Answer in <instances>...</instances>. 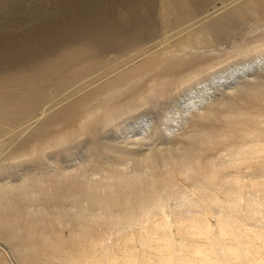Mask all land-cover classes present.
I'll use <instances>...</instances> for the list:
<instances>
[{
  "label": "bare ground",
  "instance_id": "6f19581e",
  "mask_svg": "<svg viewBox=\"0 0 264 264\" xmlns=\"http://www.w3.org/2000/svg\"><path fill=\"white\" fill-rule=\"evenodd\" d=\"M159 1L162 40L78 42L0 71V264H264V0ZM167 48L170 60L147 73L158 79L142 77L146 99L134 100L180 105L191 134L167 147L149 124L133 158L107 129L136 106L103 95ZM76 63L111 73L67 99ZM194 84L199 102L173 100ZM120 157L134 159L129 170Z\"/></svg>",
  "mask_w": 264,
  "mask_h": 264
},
{
  "label": "rangeland",
  "instance_id": "374dc122",
  "mask_svg": "<svg viewBox=\"0 0 264 264\" xmlns=\"http://www.w3.org/2000/svg\"><path fill=\"white\" fill-rule=\"evenodd\" d=\"M159 2V0H0V71H18L20 68L24 69L34 64L35 66L42 65L56 57L61 51L74 48V45L78 42H83V44H89L92 41L100 43L112 37L116 40L121 37H136L139 40L146 38L145 40L148 39L149 43L157 42L160 40L159 38L162 40L164 30L162 31L160 28L161 26L157 19ZM253 13L252 11L250 15V19L253 22L250 23L251 28L256 27L254 26L256 14ZM245 15L246 13L244 12L242 14L244 19ZM243 22L247 23L248 20ZM169 52H172V50L167 48L165 51H161L162 54H153L149 67L141 71L140 74L129 78L122 86H118L123 76V73H119L116 75V77L118 76L116 79L120 81H114L109 84V91L106 95H103L110 98L111 101L113 98L114 102L127 100L136 106L134 112L115 121L117 127H109L107 129L108 134L114 138L121 133L124 134L125 141L131 152L130 157L135 158L137 153L133 149L137 145L134 143L136 139H144L146 137L149 124H155L156 135L159 137L158 143L164 141L167 147L177 148L180 142L186 145V141L182 136L191 134L187 128L188 125H191L189 121L192 119L184 117L188 115L185 114L184 109L180 105L173 107L172 105L168 106L170 101H158L154 104L155 112L153 107V109L150 106L148 108L141 101L134 100L137 95H141L142 100L146 99L147 84L142 81V77L147 75L151 80H157L159 75L152 76L147 73L157 70L162 65V62L170 60L166 58L169 56ZM70 57H75V55L71 54ZM128 59L133 61L136 58L135 56L134 58L126 56L122 62L113 66L111 71L116 72L123 63L128 62ZM247 59L242 61V63L251 64L250 58L247 57ZM235 61L240 62L241 59L237 58L235 60L234 58L233 64H236ZM80 67V63L70 67L72 71L70 84L63 87V90L71 88L67 99L73 98L72 90L83 95L94 86L100 74H104L107 79L111 73L107 69L102 71L101 66L94 68L91 65H84L82 70H78ZM263 67L264 65H261L255 69L261 70ZM226 68L221 67V70ZM131 70L135 71L133 67ZM225 73H220L219 78L223 80L225 76V81L230 83L232 78L228 80L227 77H233V75ZM94 78L96 79L90 84ZM135 82L137 83L136 87L127 88L131 83ZM193 82H196V80ZM86 87L88 88L85 89ZM193 87L199 90V94L195 89L188 88L185 92H181L179 96L174 97L173 100L180 101L179 103L189 100L199 102L205 89L200 84L197 86L194 84ZM88 93L91 95L92 92L88 91ZM180 96L183 98L181 99ZM182 105L186 104L182 103ZM115 110L114 116L127 112V109L115 108ZM181 127L187 128L179 129ZM150 142L152 141L150 140ZM81 153H83V150H80L79 154L73 153L70 159L78 158ZM120 158L121 160L125 159L126 162L123 169L129 170L134 159L128 157ZM109 162H115V158H110ZM134 167L135 164L133 163L132 168ZM248 193L251 194V192Z\"/></svg>",
  "mask_w": 264,
  "mask_h": 264
}]
</instances>
